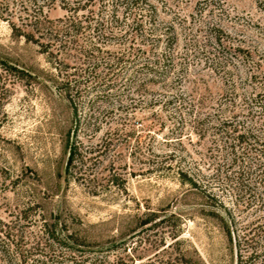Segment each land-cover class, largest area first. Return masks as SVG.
Wrapping results in <instances>:
<instances>
[{"label": "rangeland", "instance_id": "1", "mask_svg": "<svg viewBox=\"0 0 264 264\" xmlns=\"http://www.w3.org/2000/svg\"><path fill=\"white\" fill-rule=\"evenodd\" d=\"M151 1L158 8L159 44L152 46L150 36L140 44L147 53L114 72L100 61L115 60L122 44H101L90 62L72 49L81 59L66 57L69 66L56 68L0 17V222L10 233L0 240V253L3 245L11 264L236 263L235 247L213 208L198 189L180 182L176 168L196 171L198 162L203 173L197 178L232 204L231 189L202 164L221 159L226 143L209 129L200 137L195 121L216 109L232 83L247 95L262 90L264 10L256 0ZM10 2L16 10L12 20L19 23L16 2ZM46 12L50 18L64 14L57 3ZM142 21L148 35L152 25L147 16ZM214 34L247 47L251 56L242 61L217 54ZM93 35L86 29L79 42ZM204 44L209 53L202 52ZM165 55L171 61H163ZM150 58L160 60L153 74L141 67ZM225 67L232 71L223 73ZM72 73L85 77V87L99 85L76 95L77 134L60 88ZM252 73L257 80H248ZM105 83L113 85L106 92ZM71 142L77 150L66 171ZM181 154L184 161H178ZM235 212L242 222L254 218L250 207ZM0 264L7 263L0 258Z\"/></svg>", "mask_w": 264, "mask_h": 264}, {"label": "trees", "instance_id": "2", "mask_svg": "<svg viewBox=\"0 0 264 264\" xmlns=\"http://www.w3.org/2000/svg\"><path fill=\"white\" fill-rule=\"evenodd\" d=\"M11 1L16 2L19 23L12 20L16 10L12 9L11 4L13 3L10 0H0V17L10 21L15 34L23 36L26 40L38 45L49 60L56 64V68H60L61 65L69 66L65 58L74 57L70 53L72 49L83 56V60L90 62L95 56L94 52L101 50V44L114 41L118 45L122 44L123 49L114 56L115 60L112 62L100 61L102 66L114 72L115 68L119 67L118 69H120L127 62L129 64L134 63L133 58L138 57L140 53H147V50L143 49L140 44H146L150 36L154 38L152 46L158 45L163 36L158 32V27L154 25L158 8L151 0ZM96 1L98 2L97 6L94 7ZM256 1L259 7L264 10V0ZM56 3L64 11V14L56 18H50L46 12V7L53 6ZM136 9L141 12L137 13ZM144 16H147L148 23L152 25L148 35H145L143 29L142 17ZM170 28L167 26L164 31ZM86 29H90L94 35L86 37L83 41L85 43H80L78 35ZM213 40L217 54L229 53L230 56L240 57L242 61L251 56V52L247 47L224 43L219 34H214ZM191 45L196 46L195 43ZM207 46V44H204L202 52L209 53ZM153 49L155 50V47L150 48L152 53L155 52ZM81 56L77 55L74 58L80 60ZM162 60L171 61L166 55ZM159 62L160 60L157 58H150L149 61L141 63V67H145L147 71L153 74L157 72L156 68ZM258 65L259 63L255 62V66ZM73 68L74 71H78L79 67L74 66ZM215 68L217 69V67ZM223 71V73L228 74L232 70L230 67H225ZM72 74L74 76L66 75L60 82V88L70 102L73 119L71 130L73 134H77L81 113L78 109L79 103L76 101V95L80 94L82 90L89 92L97 89L99 85L96 83L85 87L82 84L85 77L78 73ZM75 74H77L76 77ZM257 78L256 73L248 75L249 81L251 79L257 80ZM112 86V83H105L101 88L105 91ZM231 86V91H228L226 96L218 102L216 109L195 122L197 124L196 132L200 137L209 129L214 134L220 135L226 143L225 150L220 152L221 159L214 158L209 162L203 161L202 164L212 166L211 168L214 170L211 174L212 179L218 180L221 186L222 184L227 185L231 189L234 197L231 200L232 204L226 203L213 187H209L208 183H204L203 180L197 178V172L203 173L200 171L201 166L198 162L195 163L197 165L196 171H189L186 167L178 165L176 173L181 183H187L198 189L209 202L208 205L213 208L210 211L211 214L218 218L227 240L235 247V264H256V260L259 258L258 264H264V84H261V91L252 95L240 92L236 83H232ZM172 98L178 99L176 96ZM172 98L167 99L166 102L170 103L173 100ZM236 100H242V103L237 105ZM214 138H216L215 135L212 141L215 146H218V139ZM76 150L77 146L71 142L66 160V171L69 170L75 158ZM170 156L175 155H168V157ZM178 159V161H184L185 156L181 154ZM172 166V163H169L167 168L171 169ZM235 207L238 208V212L242 211V207H250L254 212L253 220L250 222L240 221V216H237ZM4 227L5 224L0 222L1 241L10 236V233ZM54 230L55 227L51 230V235H53ZM8 241H10V244L15 242L13 244L15 250L18 249L16 241H13V239ZM8 244L6 246H9ZM1 247L3 252L0 253V258L4 263L11 264L12 257L7 254L8 252H6L3 245Z\"/></svg>", "mask_w": 264, "mask_h": 264}]
</instances>
